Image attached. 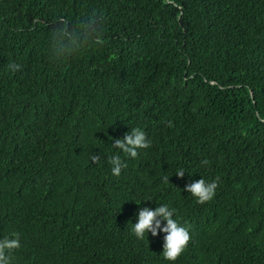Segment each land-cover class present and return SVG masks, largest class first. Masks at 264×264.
Masks as SVG:
<instances>
[{"label":"trees","instance_id":"16d2710c","mask_svg":"<svg viewBox=\"0 0 264 264\" xmlns=\"http://www.w3.org/2000/svg\"><path fill=\"white\" fill-rule=\"evenodd\" d=\"M135 127L133 159L112 143ZM200 177L204 203L184 190ZM161 203L190 229L174 262L131 231ZM11 235V264H264V0H0Z\"/></svg>","mask_w":264,"mask_h":264},{"label":"clouds","instance_id":"9594fccd","mask_svg":"<svg viewBox=\"0 0 264 264\" xmlns=\"http://www.w3.org/2000/svg\"><path fill=\"white\" fill-rule=\"evenodd\" d=\"M8 68L10 71L15 72L19 70L20 65L13 62L8 65ZM169 126H171V122H169ZM112 144L120 152L134 159L138 156V150L150 147V140L144 130L135 127L127 131L122 138L114 139ZM97 158L93 156V162ZM203 163L207 164L208 162L205 160ZM109 164L111 165V173L114 176H119L121 170L127 166L119 154L112 155L109 158ZM185 172L181 168L175 171V174L178 177H183ZM164 179L169 181V177H165ZM216 188L217 180L213 179L208 181L202 177L186 183L184 186V190L195 197L198 203L211 200L215 195ZM144 200L152 201L151 198H146L141 201ZM175 212L176 210L167 203H161L155 207H140L136 212V222L132 223L131 228L132 233L139 240L147 239L149 233L153 237L163 233L161 255L169 262L176 261L181 253L184 252L191 239L189 227L175 218ZM19 247L20 240L18 235L0 238V264H11L9 253Z\"/></svg>","mask_w":264,"mask_h":264}]
</instances>
